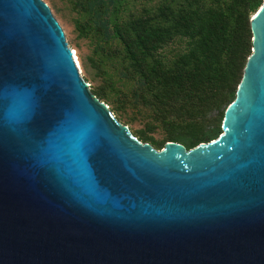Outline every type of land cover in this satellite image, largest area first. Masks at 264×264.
Masks as SVG:
<instances>
[{"label": "water", "instance_id": "obj_1", "mask_svg": "<svg viewBox=\"0 0 264 264\" xmlns=\"http://www.w3.org/2000/svg\"><path fill=\"white\" fill-rule=\"evenodd\" d=\"M217 138L161 150L89 90L43 0H0V264H264V0Z\"/></svg>", "mask_w": 264, "mask_h": 264}, {"label": "rangeland", "instance_id": "obj_2", "mask_svg": "<svg viewBox=\"0 0 264 264\" xmlns=\"http://www.w3.org/2000/svg\"><path fill=\"white\" fill-rule=\"evenodd\" d=\"M51 8L63 30L72 52L75 50L78 61L73 56L79 72L88 84L89 90L106 104L115 119L128 127L139 141L149 143L154 149L161 150L167 141L176 136L195 138L205 129L213 126L222 128L225 108L229 103L228 93L238 89L239 84L224 85L221 100L212 98L208 101L184 103H163L158 96L169 92L172 95L180 91L178 84L167 85L158 89L149 85L146 77L158 60H165V66L171 64L176 56L184 50L185 43L176 38L174 41L144 56L138 48V40L149 27H160L169 22V9L178 13L184 0H130L121 13L122 36L107 37L102 35L103 28L94 32V37H85L76 29V20L83 16L71 0H43ZM112 0H105L98 7V13L106 17ZM197 2L198 0H193ZM211 5L217 0H204ZM220 4L231 8L234 19L232 26L238 28L235 34L240 37L238 53V76H243L242 66L253 53V34L249 19L253 12L247 10V0H219ZM170 4V8H167ZM89 18V17H88ZM237 23V24H236ZM104 34V33H103ZM97 42L101 46H97ZM137 50L141 57L140 65L133 56ZM111 74V79L97 65V61ZM99 64V63H98Z\"/></svg>", "mask_w": 264, "mask_h": 264}, {"label": "trees", "instance_id": "obj_3", "mask_svg": "<svg viewBox=\"0 0 264 264\" xmlns=\"http://www.w3.org/2000/svg\"><path fill=\"white\" fill-rule=\"evenodd\" d=\"M71 1L81 14L83 13L75 24L80 35L93 38L94 32L103 28L102 35L105 38L122 36L121 13L127 8L130 0H112L106 17L98 13L99 5L105 0ZM205 3L204 0L197 2L184 0L181 4L182 9L176 14L166 9L169 22L160 27H149L139 37L138 49L144 56L157 52L176 38L185 43L184 50L171 64L165 66V60H158V65L154 64L149 71V76L145 78L149 85L157 89L161 86V88H167V85L173 83L180 86V91L175 95L167 91L158 96L165 104L174 103L177 100H182L184 103L202 102L212 98L220 101L224 85L241 82L242 76H238L237 67L239 56L237 49L241 41L240 37L234 33L238 25L232 26V21L236 18L231 8L222 6L219 0L211 5ZM262 3L263 0H247L249 14L250 12L254 14ZM167 8H170V4ZM97 46H101V43L97 42ZM133 59L135 63H138L137 65H140L141 57L137 50L134 51ZM97 65L104 68V73H107L111 79V74L102 61H97ZM236 94L237 89L228 93V105L236 98ZM221 132L220 126H213L201 131L195 138L182 135L174 137L172 141L192 148L201 142L217 138Z\"/></svg>", "mask_w": 264, "mask_h": 264}, {"label": "bare ground", "instance_id": "obj_4", "mask_svg": "<svg viewBox=\"0 0 264 264\" xmlns=\"http://www.w3.org/2000/svg\"><path fill=\"white\" fill-rule=\"evenodd\" d=\"M73 52H74V55H75V57H76V60L78 61V58H77V55H76V52H75V50H74Z\"/></svg>", "mask_w": 264, "mask_h": 264}]
</instances>
